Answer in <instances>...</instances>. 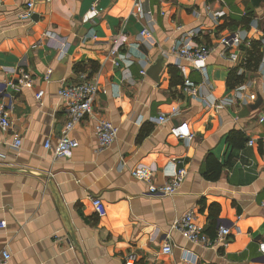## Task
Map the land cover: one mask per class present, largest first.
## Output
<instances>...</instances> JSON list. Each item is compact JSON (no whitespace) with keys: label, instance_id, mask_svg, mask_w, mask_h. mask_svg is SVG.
Segmentation results:
<instances>
[{"label":"crops","instance_id":"0c3cea01","mask_svg":"<svg viewBox=\"0 0 264 264\" xmlns=\"http://www.w3.org/2000/svg\"><path fill=\"white\" fill-rule=\"evenodd\" d=\"M28 2L32 14L22 19ZM234 33L239 41L224 49L221 38ZM254 42L256 68L247 67ZM201 43L211 47L204 72L171 52ZM263 44L264 0H0V102L12 123L0 130V257L10 255L0 264H264ZM20 69L33 83L10 87ZM231 71L242 80L228 86ZM82 74L97 83L94 110L117 136L99 149L93 122L81 120L69 133L78 146L55 158L44 143L66 120L57 91ZM186 77L197 95L182 91ZM211 157L222 165L216 180L203 176ZM173 168L187 171L179 189L149 194ZM189 210L209 236L227 226L226 244L204 248L172 229ZM166 242L170 253L161 250Z\"/></svg>","mask_w":264,"mask_h":264},{"label":"built area","instance_id":"2783aa9c","mask_svg":"<svg viewBox=\"0 0 264 264\" xmlns=\"http://www.w3.org/2000/svg\"><path fill=\"white\" fill-rule=\"evenodd\" d=\"M195 1V0H191ZM33 2H28L26 6L22 9L20 17L22 19L30 18L32 14ZM142 35L147 34L148 31L144 28L140 32ZM239 41V36L237 34H232L227 37L221 38V43L225 45V48L237 43ZM264 47V44H263ZM171 52L174 53L179 59L187 60L192 64V67L200 72L205 71L206 60L211 52V47L208 44L201 43L196 45H187L172 47ZM117 53V46L111 47L109 54L114 56L113 64L115 66L119 65L118 59L115 57ZM144 70H141V74H144ZM49 73H46V77H49ZM33 83V78L24 69H20V77L16 82H8L10 87H23L28 86ZM98 86L93 80L88 79L82 74V79L79 82L71 84H63L58 88V95L64 100L66 108V120L64 127L60 135L56 138L55 142L52 143L50 139H46L44 146L45 148L52 149L53 156L55 158L64 157L71 149L78 146L79 142L76 138L70 136V131L73 129L74 125L81 120L87 119L93 122V133L98 142V148L104 149L111 145L117 136L118 128L109 119L100 116L93 107L94 97L97 93ZM182 91L189 95L195 96L198 94V84L194 83L189 77L184 78ZM43 90H38L36 92V98L40 99L43 95ZM237 97L233 96L231 98H223L217 103H212L215 107H222L227 103H235ZM174 112V111H173ZM167 118L165 116H159V120L165 121ZM259 121H264V114L259 117ZM12 123L10 119V107L4 102H0V130H11ZM188 135L180 133L179 136ZM264 142V133L261 137ZM254 139L250 138L248 144L252 145ZM21 145V137L17 134H13L12 146L14 148H19ZM173 162H170L168 166H171ZM168 179L161 186L150 183L148 185L149 194H162L171 195L175 193L184 177L186 176L185 168H176L165 171ZM134 176L139 178H147V171L143 168H136L132 172ZM91 205L98 216H104L106 214V208L104 202L100 197L91 198ZM264 206V202L262 203ZM7 223L5 220H0V229L6 228ZM171 228L181 233L189 242L204 247V248H215L219 245L226 244L230 230L227 226L219 225L213 236L207 235L203 231L202 225L197 221L192 210L187 211L181 216L174 218ZM173 246L166 242L162 246V252L170 253L172 252ZM259 249L262 254H264V243L259 244ZM10 257L7 250H2L0 259L6 261ZM133 260V257H129ZM127 264H132V261H127Z\"/></svg>","mask_w":264,"mask_h":264},{"label":"trees","instance_id":"16d2710c","mask_svg":"<svg viewBox=\"0 0 264 264\" xmlns=\"http://www.w3.org/2000/svg\"><path fill=\"white\" fill-rule=\"evenodd\" d=\"M259 44H260V42H254L252 44L253 45V48H255V52L257 51V46ZM248 54L249 55L247 57V67L256 68L257 65H258V62H259L258 52H256V53L253 52L252 53V52L248 51ZM241 80H242V77L241 76H238L236 74V72L231 71L229 73L228 77H227V85L228 86H233V85L241 82ZM208 158L206 160L207 163H206L205 171L203 172V176L206 179H209V180H216L219 177V175H220L222 165L215 158H212V157L210 159H208ZM216 209H217V211H216V214H217L218 213V210H219L218 206H217Z\"/></svg>","mask_w":264,"mask_h":264},{"label":"water","instance_id":"95a60500","mask_svg":"<svg viewBox=\"0 0 264 264\" xmlns=\"http://www.w3.org/2000/svg\"><path fill=\"white\" fill-rule=\"evenodd\" d=\"M260 1L261 0H252V3L257 6L260 3Z\"/></svg>","mask_w":264,"mask_h":264}]
</instances>
